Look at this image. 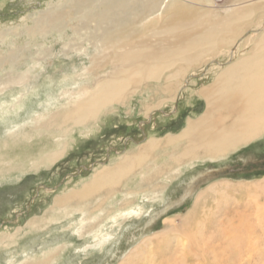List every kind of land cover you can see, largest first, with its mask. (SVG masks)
<instances>
[{"label":"rangeland","instance_id":"374dc122","mask_svg":"<svg viewBox=\"0 0 264 264\" xmlns=\"http://www.w3.org/2000/svg\"><path fill=\"white\" fill-rule=\"evenodd\" d=\"M187 1L190 11H212L210 21L222 19L224 8L256 2ZM71 8L69 0H0V84L11 81L0 86V264H118L139 240L167 228L170 218L175 226L169 236L179 233L180 217L195 214L185 220L187 228L199 219L206 221L202 215L216 196L207 193L209 197H202L196 208L193 202L212 182L227 179L247 184L264 177V134L223 159L203 158L201 153L192 161L181 157L185 150L202 146L200 142L191 146V140L181 135L189 121L206 113L207 99L200 92L230 63L223 55L225 49L199 66L197 62L191 69L181 66L187 71L182 78L170 80L177 82L172 92L167 79L182 64L177 58L174 66L160 70L156 77L144 73L125 89L121 100L92 119L80 123L75 117L65 119L63 113L72 108L79 90L89 93L99 79L115 70L108 66L115 52L103 59V66L90 69L89 57L95 52L83 39L86 31L82 38L73 37L76 21H70ZM55 9L64 12L68 23L61 37L38 21ZM152 30L144 31L143 39L163 44L168 36L151 37ZM63 49L69 54H62ZM85 68L90 69L87 75ZM130 74L125 77L132 80ZM87 91L81 93L84 99ZM149 140L154 145H146ZM137 155L140 160H135ZM176 157H181L178 163L173 161ZM120 164L121 178L108 186H94L98 176L112 173ZM236 188H228L224 202L244 198L245 190ZM131 209H140V215L117 218ZM249 232L243 230L240 236ZM258 234L255 243L264 246V235ZM157 242L144 246L146 258L160 245ZM162 253L156 251L153 264H164L172 253L179 257L172 251L163 257Z\"/></svg>","mask_w":264,"mask_h":264},{"label":"bare ground","instance_id":"6f19581e","mask_svg":"<svg viewBox=\"0 0 264 264\" xmlns=\"http://www.w3.org/2000/svg\"><path fill=\"white\" fill-rule=\"evenodd\" d=\"M229 1L233 3L237 0ZM69 2L74 6L71 8L73 18L70 21H76L73 25L74 30H71L73 37L82 38V32L86 31L83 39L87 40L95 52V56L89 57L90 63L93 64L90 69L103 66L101 63L108 58L110 52L112 54L115 52L108 63V66L111 64L115 70L109 71L104 78L99 79L96 87L89 93L85 88L79 90L72 108L63 113L65 119L75 117L79 123L86 118L92 119L104 107L121 100L125 89L144 73L156 77L160 70L165 68L168 70L170 66H174L173 60L177 58L176 62L182 64L177 65L179 66L177 71L174 69L167 79L168 87L170 86L168 90L172 92L173 83L176 82L170 81L172 78L178 79L180 75L182 78L183 72L195 66L194 63L197 62L199 66L203 60H208L211 55H217L225 49L223 55H227L230 63L223 69L219 68L213 84L200 92V95L207 99L206 113L197 120L189 121L181 135L182 138L191 140V146L199 142L202 146L199 150H196L195 146L191 150H185L184 156L181 157H188V160L192 161L198 159L197 154L201 153L203 158L223 159L233 150L264 134V0H256L251 6L236 4L235 9L224 8L225 15L222 19L212 21L209 18L213 14L212 11L200 14L193 12L192 9L190 11V8L185 7L188 6L187 0H69ZM43 14L38 21L45 23V30H54L61 37V32L66 31L68 24L64 21L66 18L64 12L55 9ZM158 21L160 23L157 26ZM253 25L259 29L254 30L251 28ZM149 27L153 29L151 37L159 36L161 33L168 36L163 39V44L156 46L143 39L144 31ZM248 30L249 34L245 36L244 33ZM256 32L259 34L256 35ZM120 44L125 46L123 50ZM118 50L121 53L116 52ZM65 51L63 49L62 54L68 55L69 53ZM83 51V54L87 55V49ZM216 64L222 66L217 62ZM89 70L85 68L84 74L87 75ZM129 74L132 80L128 79V76L125 77ZM7 82L11 81L3 82L0 86ZM86 91L87 98L84 99L81 93ZM146 145H154V142L149 140ZM140 158V155L135 156V160ZM180 158L176 157L173 161L178 163ZM123 174L120 164L112 173L103 172L98 176L94 186L100 184L108 186ZM241 183L234 184L227 179L212 182L196 195L193 202L196 208L202 197L204 199L209 197L207 193L216 196L211 208L205 209L207 212L202 215L206 221L203 219L199 222V219L195 226L189 225L187 228L185 220L192 216L194 219L195 214L192 213L187 219L180 217L181 227H178L180 237L177 238L178 234L168 235L174 232L172 230L175 226L170 218L167 228L156 235L139 240L118 264H130V261L136 264L137 260L141 264H153L156 251H164L162 257L171 254L170 251L179 255L177 258L173 256L175 253H172L173 255L164 259V264H254L255 257L258 258V264H264V246L256 244L254 240L257 232L258 235H264V177L247 184H243V181ZM235 186L245 190L244 198L233 197L231 202H224L223 198L228 188ZM225 188L226 191L223 190ZM86 189L82 193L85 196L88 192ZM140 211L131 209L127 213H119L120 217H115L121 219L127 215L138 216ZM243 230L251 231L249 232L251 235L241 237ZM153 240L160 242V245L146 258L147 251L144 250V246ZM260 253L262 255H259Z\"/></svg>","mask_w":264,"mask_h":264}]
</instances>
